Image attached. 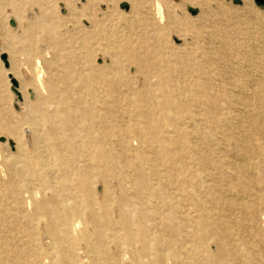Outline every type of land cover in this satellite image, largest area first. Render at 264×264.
Instances as JSON below:
<instances>
[{
  "label": "bare ground",
  "instance_id": "obj_1",
  "mask_svg": "<svg viewBox=\"0 0 264 264\" xmlns=\"http://www.w3.org/2000/svg\"><path fill=\"white\" fill-rule=\"evenodd\" d=\"M193 1L200 16L213 14ZM243 3V13L223 5L216 12L245 26L240 45L225 34L222 45L200 52L204 31L172 16L162 30L160 11V25L146 29L144 60L129 37L119 49L88 46L125 52L138 67L134 94L122 92L131 81L123 72L92 62L77 77L69 71L47 88L39 82L32 101L29 84L18 83L24 114L16 124L0 119L15 138L13 152L0 146V264L260 260L264 46L249 44L257 18L247 17L253 0ZM173 33L179 48L156 45Z\"/></svg>",
  "mask_w": 264,
  "mask_h": 264
},
{
  "label": "rangeland",
  "instance_id": "obj_2",
  "mask_svg": "<svg viewBox=\"0 0 264 264\" xmlns=\"http://www.w3.org/2000/svg\"><path fill=\"white\" fill-rule=\"evenodd\" d=\"M156 1L0 0V56L5 53L9 59V69H7L0 58V119L16 124L17 119L24 114L23 102L19 101L13 91L17 90L18 83L29 84L24 94L29 101H32L37 94L36 88L42 89L39 82L47 88L51 80L54 81L59 76H67L69 71L77 77L82 67L91 62L97 70L110 68L123 72L125 79H131V81L128 86L123 85L127 88L121 91L125 94H134L137 86L140 85L139 77H133L137 74L138 67L131 62L125 52L120 49L119 52L106 50L94 53L88 51L87 47L93 50H109L113 47L119 49V42L129 37V40L141 49L137 56L144 60L146 56L142 48L147 46L145 38H148V33L154 29L151 26L160 25V11L164 18L161 23L162 30L170 27L169 18L172 16L178 22L189 20L193 32H195L194 29L204 31L201 41L198 42L200 52L205 49L210 51L222 45V36L225 34L231 35L232 42L237 45L244 42L236 35L245 27L239 23L240 20L216 14L219 11V5L243 13V0H197L208 3L209 12L213 13L203 16H200L201 9L194 5L193 0H166L167 3ZM253 2L252 10L255 14L252 16L248 14L247 17L251 19L253 16L256 17L257 20L254 19L257 24L252 25L255 36H248L249 44L262 48L264 46V7L257 5L255 0ZM11 20L16 22V27L10 25ZM212 30L220 33L217 39L211 37L209 32ZM109 38H113L114 45L106 41ZM187 43L192 45L196 41L189 38ZM182 44V38L175 33L171 38L161 37L156 42L157 46L165 49L167 47L176 49ZM86 54L91 56L87 58ZM215 56L214 59L219 58L218 55ZM37 61H40V64L37 65ZM70 63L73 64L72 67ZM39 74L42 75L40 80L37 78ZM13 77L17 87L13 84ZM71 86L75 87L76 84ZM45 94L43 93L42 96L45 97ZM88 96L91 95L88 94ZM22 98L24 99L23 95ZM106 101L110 102L108 99ZM114 104L129 105L127 102H114ZM14 139L9 132L0 128L2 149L13 152ZM254 251L259 253L260 260L252 264H264V247L254 248Z\"/></svg>",
  "mask_w": 264,
  "mask_h": 264
},
{
  "label": "water",
  "instance_id": "obj_3",
  "mask_svg": "<svg viewBox=\"0 0 264 264\" xmlns=\"http://www.w3.org/2000/svg\"><path fill=\"white\" fill-rule=\"evenodd\" d=\"M255 2H256L257 5H259V6H263V7H264V0H255ZM10 25H11L12 27H16V22L13 21V20H11V21H10ZM0 46H1V45H0ZM0 58H1V61L4 63L5 68L9 69V59H8L7 54H2V55L0 56ZM13 84H14L15 87H17V82H16V81H14ZM13 91H14V93L18 96L19 101L22 102V97H21V95L17 92V90L14 89Z\"/></svg>",
  "mask_w": 264,
  "mask_h": 264
}]
</instances>
